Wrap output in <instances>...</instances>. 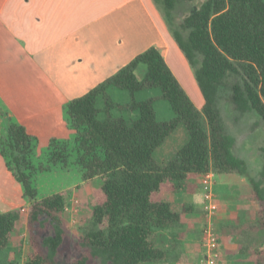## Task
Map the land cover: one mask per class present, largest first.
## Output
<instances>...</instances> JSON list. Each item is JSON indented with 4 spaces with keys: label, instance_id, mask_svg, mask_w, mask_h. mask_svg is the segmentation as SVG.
I'll list each match as a JSON object with an SVG mask.
<instances>
[{
    "label": "trees",
    "instance_id": "trees-1",
    "mask_svg": "<svg viewBox=\"0 0 264 264\" xmlns=\"http://www.w3.org/2000/svg\"><path fill=\"white\" fill-rule=\"evenodd\" d=\"M188 59L204 97L198 108L161 51L150 47L114 75L65 106L66 126L52 134L46 163H34L40 135L9 120L0 137V155L22 185L28 202L27 230L33 248L25 264H150L167 256L157 233L179 226L183 211L163 199L182 194L191 176L214 171L248 177L259 202L264 230L263 163L253 168L237 154V136L223 116L224 98L236 120L264 121V0H203L177 20L181 0H154ZM146 72L138 78L137 68ZM166 101L174 116L161 120L156 102ZM183 125L187 141L165 164L155 151ZM69 130V134L62 131ZM76 169L83 182L99 181L91 224L74 236L63 212L67 192L39 193L37 171ZM21 222V210L0 213L1 254ZM70 243L81 254L68 263ZM264 261V251L260 252Z\"/></svg>",
    "mask_w": 264,
    "mask_h": 264
},
{
    "label": "crops",
    "instance_id": "crops-1",
    "mask_svg": "<svg viewBox=\"0 0 264 264\" xmlns=\"http://www.w3.org/2000/svg\"><path fill=\"white\" fill-rule=\"evenodd\" d=\"M150 47L161 51L195 105L202 108L204 97L192 66L154 0H0V137L12 120L40 138H51L66 126L68 102L88 93ZM136 72L143 78L145 66ZM164 105L160 113L157 110L161 120L174 116L170 106ZM175 134L180 140L188 139L181 125L165 143ZM159 148L154 157L165 164L168 161L158 158ZM187 183L179 198L169 191L163 193V199L176 210L182 212L187 204L191 211L183 213L179 226L157 233L167 256L150 264H199L203 251L201 175L191 176ZM214 189L220 205L216 228L222 258L226 264H264L259 255L264 251L260 204L248 177L216 174ZM23 194L22 185L0 155V213L20 209L19 227L25 228L28 203ZM24 235L25 240L13 237L5 262L26 263L25 254L31 247ZM16 251L23 252L22 257H16Z\"/></svg>",
    "mask_w": 264,
    "mask_h": 264
},
{
    "label": "rangeland",
    "instance_id": "rangeland-1",
    "mask_svg": "<svg viewBox=\"0 0 264 264\" xmlns=\"http://www.w3.org/2000/svg\"><path fill=\"white\" fill-rule=\"evenodd\" d=\"M202 1L203 0H181L176 11L177 20H181L194 8L198 7ZM189 96L191 97L190 94ZM200 96L203 98L201 91ZM164 104H167V106H169V104L164 100H159L156 102V107L159 113L161 112V107L165 106ZM221 107L228 129L237 136V154L244 157L248 161V163L251 162L254 165L253 168H259L263 163V157L261 156L259 146L262 141H264V121L255 117H250L241 121L236 120L237 114L233 109V105L229 104L226 101V98L222 100ZM180 133L181 131L178 134ZM178 134L172 136L163 147L159 148L157 152L159 160L163 159V161H169L175 155L178 149L185 143L186 140L184 138L180 140L179 137L178 139ZM49 143V135H45L44 137L40 138V140L36 143L34 149L36 155V157L34 158V163L36 165H39L40 162L46 163V152L48 150ZM164 148L166 152H164ZM33 184L34 186L38 187L39 193L42 195H47L56 191L67 192L68 204L63 212V215L70 225L71 231L74 236H80L84 232V230L90 226L92 215L91 208L95 203V190L99 187L100 184L98 180H94L88 183L83 182L80 180V176L77 173L76 169L73 168L71 171H37L33 178ZM24 201L28 203L25 198ZM22 211H24L23 214L25 215L26 211ZM202 215L203 212H201V217ZM25 217L27 216L25 215ZM25 232L27 234L28 245L29 247H31V250H33L32 246L29 243L27 225L25 228L24 225H21V227H19V229L14 232L13 237L15 236L16 238H23V240H25ZM18 245H20L19 242ZM23 250L24 249L22 248V251ZM31 250H27L25 254L27 257L29 252H32ZM16 252V257H22L23 252L22 254L21 252ZM65 254V259H67L68 263H71L76 260L78 255L81 254V251L79 249H75L74 244L70 243L65 251ZM8 258L9 256H7L6 250L3 251L1 254V262L4 263ZM18 264H24V262Z\"/></svg>",
    "mask_w": 264,
    "mask_h": 264
},
{
    "label": "built area",
    "instance_id": "built-area-1",
    "mask_svg": "<svg viewBox=\"0 0 264 264\" xmlns=\"http://www.w3.org/2000/svg\"><path fill=\"white\" fill-rule=\"evenodd\" d=\"M215 172L201 174V192L203 195L201 217V244L203 251L199 264H226L221 256V239L216 228V215L220 208L214 189ZM179 194L176 196L179 198Z\"/></svg>",
    "mask_w": 264,
    "mask_h": 264
}]
</instances>
